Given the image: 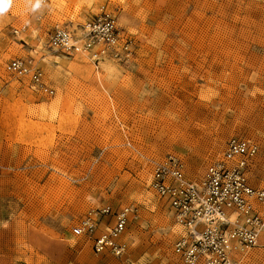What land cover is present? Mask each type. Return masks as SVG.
Masks as SVG:
<instances>
[{"label": "rangeland", "instance_id": "374dc122", "mask_svg": "<svg viewBox=\"0 0 264 264\" xmlns=\"http://www.w3.org/2000/svg\"><path fill=\"white\" fill-rule=\"evenodd\" d=\"M119 2L61 0L48 24L113 10L132 54L98 69L47 40L26 54L30 39L16 30L36 0H12L0 15V264H182L173 244L184 227L149 186L168 152L198 178L242 136L259 143L250 178L264 184V0ZM15 57L33 58L54 93L11 73ZM104 204L134 208L124 254L97 253L72 231ZM260 237L244 264H264Z\"/></svg>", "mask_w": 264, "mask_h": 264}, {"label": "built area", "instance_id": "2783aa9c", "mask_svg": "<svg viewBox=\"0 0 264 264\" xmlns=\"http://www.w3.org/2000/svg\"><path fill=\"white\" fill-rule=\"evenodd\" d=\"M46 2L39 0L40 5ZM46 43L67 54L81 51L98 62L105 57L127 60L132 54L130 37L116 13L105 6L81 22L52 27ZM9 70L27 79L33 89L54 93L33 58L15 57ZM259 150L258 142L232 136L222 157L209 163L198 178L188 176L184 159L174 153L153 161L149 186L184 227L173 244L182 264H244L249 249L258 245L264 230V185L253 186L248 169ZM133 210L129 205L98 206L72 231L90 236L97 253L121 255L126 245L120 237Z\"/></svg>", "mask_w": 264, "mask_h": 264}, {"label": "crops", "instance_id": "0c3cea01", "mask_svg": "<svg viewBox=\"0 0 264 264\" xmlns=\"http://www.w3.org/2000/svg\"><path fill=\"white\" fill-rule=\"evenodd\" d=\"M60 1L61 0H47L46 4L40 5V7L35 9V11L32 10L31 12L26 14L27 24L24 25L21 29L16 30L17 33H19V31H22V34H24V36H27L30 39L29 41H24L22 43L25 47L23 50L26 52V54H28V53H33V54L34 53L35 54L42 53V50H41L42 44L44 43V40L45 41L47 40V37H48L47 36L48 31L47 30L49 28L48 24H50V18L52 16L53 11H56L58 9V6L56 5V3L58 4ZM109 1L111 3H113L114 5H116L117 7L124 8V6H126L125 3L122 4L121 2H119V0L115 1V2L113 0H109ZM36 2H37V0H36ZM66 2H68V6H70L71 8H73L74 6H79V7H81V9H84L88 0H66ZM93 6H96V3L93 4ZM60 13L62 15L65 14V12H63V11ZM88 14H90V13H88ZM85 15L87 16V14H85ZM68 17L70 18V16H68ZM19 21L23 22L21 17H19ZM31 27H34V31L32 33L29 29ZM44 44L46 45V43H44ZM45 49H47V48L45 47ZM93 64H94L96 69H98L100 66L99 65L100 62L93 63ZM253 159H252V161L249 165V169H248L249 181L253 186H256V187L257 186H263L264 184H262V185L261 184H253V182L251 181L250 171H251ZM160 200L162 201V199H160ZM162 203H163V201H162ZM163 205L166 207V209L170 213L167 206L164 203H163ZM131 215H133V214H131ZM130 219H129V221H130ZM123 234H124V232H123ZM123 234L121 235L120 240L122 242H124L126 247H127L126 241L123 240ZM126 247H125V249H126ZM91 248H92V244H91ZM124 253H125V251L122 254H124Z\"/></svg>", "mask_w": 264, "mask_h": 264}, {"label": "clouds", "instance_id": "9594fccd", "mask_svg": "<svg viewBox=\"0 0 264 264\" xmlns=\"http://www.w3.org/2000/svg\"><path fill=\"white\" fill-rule=\"evenodd\" d=\"M12 6V0H0V15L6 13L8 9ZM40 7L39 0L36 3L32 4V10Z\"/></svg>", "mask_w": 264, "mask_h": 264}, {"label": "bare ground", "instance_id": "6f19581e", "mask_svg": "<svg viewBox=\"0 0 264 264\" xmlns=\"http://www.w3.org/2000/svg\"><path fill=\"white\" fill-rule=\"evenodd\" d=\"M263 231H264V230H263ZM263 231H262V232H263ZM261 234H262V233H261ZM260 238H261V237H260ZM260 238H259V240H260ZM259 240H258V243H259ZM262 244H264V243H262ZM255 252H256V251H255ZM263 252H264V251H263ZM259 253H260V252H259ZM255 254H256V253H255ZM250 255H251V254H250ZM257 255H258V254H257ZM252 256H253V255H252ZM261 257H262V256H261ZM256 258H257V256H256ZM256 258H255V259H256ZM252 259H254V258H252Z\"/></svg>", "mask_w": 264, "mask_h": 264}]
</instances>
